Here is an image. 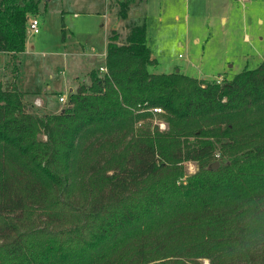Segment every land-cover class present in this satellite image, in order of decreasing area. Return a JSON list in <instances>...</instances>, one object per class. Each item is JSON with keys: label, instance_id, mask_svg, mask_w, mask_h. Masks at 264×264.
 I'll use <instances>...</instances> for the list:
<instances>
[{"label": "trees", "instance_id": "16d2710c", "mask_svg": "<svg viewBox=\"0 0 264 264\" xmlns=\"http://www.w3.org/2000/svg\"><path fill=\"white\" fill-rule=\"evenodd\" d=\"M106 1L124 40L112 23L106 71L51 113L16 85L38 2L0 0V264H264V60L220 82L150 72L145 0Z\"/></svg>", "mask_w": 264, "mask_h": 264}, {"label": "rangeland", "instance_id": "374dc122", "mask_svg": "<svg viewBox=\"0 0 264 264\" xmlns=\"http://www.w3.org/2000/svg\"><path fill=\"white\" fill-rule=\"evenodd\" d=\"M36 1L38 11L30 16L39 20V33L27 30L26 46L16 59V85L27 101L35 106L40 101V110L57 113L68 100L67 81L70 86V78L82 81L83 76H76L88 77L83 59L104 50L105 0ZM217 12L212 0H147L140 16L146 25L147 46L156 59L148 70H186L188 75L208 81L219 75L230 80L245 68H256L264 60V0H229L225 21ZM109 15L108 22L117 24L123 41L127 20L120 19L115 8ZM10 60L0 54L1 80L11 79ZM98 64L95 60L91 68ZM60 95L66 102L59 101ZM150 122L163 123L161 130L167 128L164 114L151 116L145 124ZM195 165L187 162V171L193 173Z\"/></svg>", "mask_w": 264, "mask_h": 264}, {"label": "crops", "instance_id": "0c3cea01", "mask_svg": "<svg viewBox=\"0 0 264 264\" xmlns=\"http://www.w3.org/2000/svg\"><path fill=\"white\" fill-rule=\"evenodd\" d=\"M120 1H131V0H120ZM228 6H229V0H212V9L213 11H218L217 12V15L220 16V19L222 21H225V16H224V13L226 12V10L228 9ZM145 8H147V0H145ZM112 10V9H111ZM110 9H107V1L105 0V14H104V17H105V23H102L101 24V29L103 30V34H104V40H103V43H104V50L102 51L101 54H93L91 53L90 55L86 56V58L83 59L84 63L87 64V72L86 73H89V71H91L92 69H99L100 71V67L103 66V61H104V56H105V47H106V37H107V33H108V30L109 28L112 26V23L108 22L109 21V11H111ZM117 27V24L114 23ZM193 41L195 43H198L199 42V39L198 38H194ZM25 46H26V40H25ZM23 52V51H22ZM21 52V53H22ZM0 54H3V55H6L8 56L9 58L11 57V54L10 53H7V52H0ZM151 54V52H150ZM98 56V57H97ZM151 59H152V63L154 64L156 62V59L152 56L151 54ZM97 61L99 64L98 66L96 67H92L91 68V65L93 64L94 61ZM9 62V60L7 61ZM10 64H12V58L10 60ZM17 64V63H16ZM184 69V68H183ZM186 69V68H185ZM176 71L180 72V69H177ZM81 72V71H80ZM79 72V73H80ZM84 72V70H83ZM180 73H183L185 75H188L186 73V70H184V72H180ZM83 76V80H86L87 77H85V74L84 75H80V76H76V79H79V77ZM190 76V75H189ZM194 77V76H192ZM218 77H221L222 78V75H219ZM196 78V77H195ZM6 80H10L9 77L6 79ZM70 82V86H69V83L67 81V84H68V89L69 91H72V90H75L77 86H75V82H80L79 80H75V81H72L71 78L69 80ZM22 91V90H20ZM23 92V91H22ZM26 93V92H25ZM68 96V95H67ZM39 103V105H38ZM37 106H40V101H37Z\"/></svg>", "mask_w": 264, "mask_h": 264}, {"label": "built area", "instance_id": "2783aa9c", "mask_svg": "<svg viewBox=\"0 0 264 264\" xmlns=\"http://www.w3.org/2000/svg\"><path fill=\"white\" fill-rule=\"evenodd\" d=\"M30 30L32 34H37L39 33V20L36 17H28V22H27V30ZM100 71H106V68L104 66L100 67ZM222 80L221 77H217L216 81L220 82ZM59 101L60 102H66V97L60 95L59 96ZM151 111L153 114H160L162 113V109L160 107H153L151 108ZM159 127L164 128L165 125L163 123H158Z\"/></svg>", "mask_w": 264, "mask_h": 264}, {"label": "water", "instance_id": "95a60500", "mask_svg": "<svg viewBox=\"0 0 264 264\" xmlns=\"http://www.w3.org/2000/svg\"><path fill=\"white\" fill-rule=\"evenodd\" d=\"M217 166H218V163L215 162V163L212 165V168H217Z\"/></svg>", "mask_w": 264, "mask_h": 264}]
</instances>
